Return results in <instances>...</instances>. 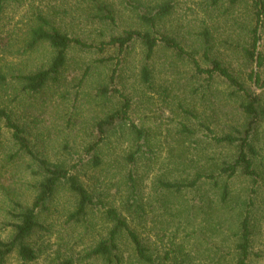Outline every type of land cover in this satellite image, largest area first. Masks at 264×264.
<instances>
[{
    "label": "trees",
    "instance_id": "trees-1",
    "mask_svg": "<svg viewBox=\"0 0 264 264\" xmlns=\"http://www.w3.org/2000/svg\"><path fill=\"white\" fill-rule=\"evenodd\" d=\"M220 1L212 0V4L216 6ZM21 3L22 0H0V21L11 6ZM89 4L92 20L109 28L119 26L118 10L114 4L107 0H90ZM121 5L136 21V27L126 28L121 34L111 36L97 45L63 32L52 17L43 12L34 13L26 30L21 55L30 56L42 46H47L54 53L50 63L29 73H20L11 66H0V85H8L10 76L24 93L38 95L50 85H61L72 49L101 54L114 49L116 56H108L100 62L115 63V69L107 85L100 87L98 93L102 97L120 100L121 105L99 120L95 127L94 142L86 148L84 155L78 157L76 163L72 160L75 158L74 153L68 148H65V160L54 163L48 159L37 143L30 140L26 125L12 111L0 105V123L10 132L15 148V152L0 160V181L10 176L12 179L17 177L21 180L18 182L20 186H27L35 193L32 204L25 207L18 202L16 195L13 198L9 194L11 191L7 190L9 192L6 193L5 186L2 187L0 182V205L6 207L4 211L7 214L4 220H0L3 221L0 225L4 230L11 228L13 231L11 239L0 240V264H8L14 255L23 264L39 259L41 250L33 248L30 239L37 231H48L41 217L50 212L62 190L74 198L71 200L74 206L67 215V223L82 229V236L70 245L71 256L63 259L60 254L55 264L84 261H99L101 264H251L257 229L256 200L251 197L233 206L232 181L242 177L252 184V193H256L255 188L262 177L264 164L257 138L258 130L264 124V104L262 96L253 86L264 90V80L260 74L252 71L248 75L252 87H248L247 82L242 81L220 57L214 56L212 36L208 29H204L199 36L202 57L207 67L177 37L160 31L159 28L174 13V0H121ZM252 9L255 23L248 31V44L242 50V56L248 64L256 63L261 68L264 54L259 48L260 29L264 26V0H252ZM135 45H140L144 50V65L141 68L144 86L152 87L150 65L157 51L163 48L191 64L196 75L206 77L205 82L209 87L217 78L221 79L231 89L232 97L242 100L240 111L245 119L242 126H234L224 134H217L210 127L200 125L208 133L206 137L209 145L231 150V158L223 161L211 158L208 161L211 164L204 163L202 167L198 163H191L181 181L164 178L163 175L156 178L152 187L157 193L154 199L163 204L167 213L170 210L179 213L177 217L184 219L180 224L186 228L188 225L189 230H193L183 233L179 226L174 228L168 224L169 229L168 226L153 224L154 244L147 238L148 204L142 188L145 178L137 173L139 162H148L144 148L150 136L133 122L132 102L116 87L122 58ZM182 128L185 134H193L187 126ZM118 130L127 131L135 141L133 149L122 161L124 173L119 180L116 176H109L102 153L109 138ZM2 143L3 133L0 130V146ZM22 161L24 164L18 165ZM118 166L121 167V163ZM191 170L194 172L190 173ZM29 176L32 181L24 182ZM84 179H87L86 182ZM189 194L198 195L197 205L200 206L196 205V201L184 200ZM230 206L234 211L238 209L235 233L231 232L233 215L229 211ZM225 210L226 217L223 215ZM198 218L200 222L197 224ZM87 239L89 243L84 244ZM218 240L220 247L217 245ZM77 246L82 249L77 251Z\"/></svg>",
    "mask_w": 264,
    "mask_h": 264
},
{
    "label": "rangeland",
    "instance_id": "rangeland-1",
    "mask_svg": "<svg viewBox=\"0 0 264 264\" xmlns=\"http://www.w3.org/2000/svg\"><path fill=\"white\" fill-rule=\"evenodd\" d=\"M107 1L118 10L117 28L106 27L91 19L90 0H22L21 4L11 6L0 21V66H11L20 73H29L50 63L54 53L47 46H42L30 56L21 55L27 27L33 14L39 11L52 17L63 32L95 45L121 34L126 28L136 27V21L123 10L121 0ZM174 5L172 17L164 22L160 31L177 37L207 67L208 64L202 57L199 36L204 29H208L212 36L214 56L220 57L242 81L247 82L248 87H252L248 81V75L252 71L260 74L264 80V65L259 68L256 63L248 64L242 56V50L248 44V31L255 23L252 0H221L216 6L212 4V0H174ZM260 34L259 51L264 54V26L260 29ZM143 52L140 45H135L122 58L116 87L132 102L133 122L150 136L144 148L148 162L140 161L137 173L145 178L142 188L148 204L147 238L154 244L155 232L151 230L153 224L168 226L169 229L168 224L174 228L179 226L183 233L193 230H189L188 225L187 230L185 225L180 224L184 219L177 217L179 213L172 210L167 213L163 204L154 199L157 193L152 187L156 178L163 175L164 178L181 181L191 163H198L202 167L204 163L211 164L208 162L211 158L220 161L231 158V150L209 145L207 132L200 125L210 127L217 134H224L234 126H242L245 119L240 111L242 100L232 97L231 89L221 79L217 78L212 82V87H209L205 82L206 77L196 75L191 64L163 48L157 51L150 65L152 87L144 86L141 81ZM116 55L114 49L103 54L72 49L61 85H50L38 95L24 93L17 81L8 76V85H0V105L12 111L26 125L30 140L37 143L48 159L54 163L65 160V148H68L74 153L75 158L72 160L76 163L78 157L84 155L86 148L94 142L95 127L99 120L121 106L120 100L102 97L98 93L100 87L107 85L115 69V63L100 62L108 56ZM82 79L84 82L80 85ZM253 88L262 96L264 104V90ZM183 126H187L193 134H185ZM0 130L3 133L0 160H3L15 152V148L10 132L2 123ZM258 131L257 146L264 164V124ZM134 145V139L125 130H118L109 138L102 150L109 176H116L119 180L124 173L122 161ZM199 158L202 160L199 161ZM120 163L121 167L118 166ZM23 164L24 161L18 165ZM86 180L84 179L85 182ZM20 181L17 177L12 179L10 176L2 178L0 182L2 187L5 186L6 193L11 191L9 194L13 198L16 195L18 202L28 207L32 204L35 193L27 186H20ZM31 181L29 176L24 182ZM232 184L233 206L251 197L256 200L257 229L254 255L250 263L264 264V168L255 188L256 193H252V184L242 177L233 180ZM72 199L74 198L66 190L60 191L50 212L41 217V222L48 231H37L30 239V245L41 250L39 259L30 264H55L58 262V255L61 254L63 259L71 256L70 245L82 236V229L67 223V215L74 206ZM184 200L196 201V205L199 202L196 194H189ZM5 208L0 205V220L7 216ZM227 210L223 212L224 217ZM232 210L230 206L229 211L233 215L231 232L235 233L238 209ZM199 222L200 218L197 224ZM2 227L0 225V240L11 239L12 229L4 230ZM219 241L215 242L218 247L221 244ZM88 243V239L84 241V244ZM202 244L207 245L205 242ZM75 248L77 251L82 249L81 246ZM8 264L23 263L14 255L8 260ZM76 264L101 263L84 261Z\"/></svg>",
    "mask_w": 264,
    "mask_h": 264
}]
</instances>
